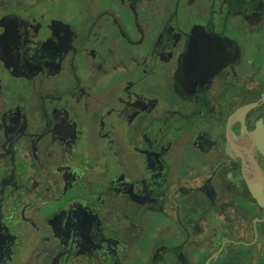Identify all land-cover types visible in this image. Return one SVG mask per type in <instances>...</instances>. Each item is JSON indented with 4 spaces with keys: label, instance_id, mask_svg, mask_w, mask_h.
Here are the masks:
<instances>
[{
    "label": "flooded vegetation",
    "instance_id": "obj_1",
    "mask_svg": "<svg viewBox=\"0 0 264 264\" xmlns=\"http://www.w3.org/2000/svg\"><path fill=\"white\" fill-rule=\"evenodd\" d=\"M0 264H264V0H0Z\"/></svg>",
    "mask_w": 264,
    "mask_h": 264
}]
</instances>
